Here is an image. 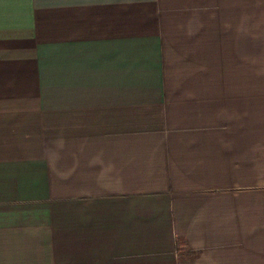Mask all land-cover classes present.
I'll return each instance as SVG.
<instances>
[{
  "label": "crops",
  "instance_id": "0c3cea01",
  "mask_svg": "<svg viewBox=\"0 0 264 264\" xmlns=\"http://www.w3.org/2000/svg\"><path fill=\"white\" fill-rule=\"evenodd\" d=\"M0 264H264V0H0Z\"/></svg>",
  "mask_w": 264,
  "mask_h": 264
}]
</instances>
